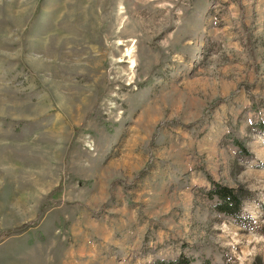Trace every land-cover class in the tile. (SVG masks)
I'll use <instances>...</instances> for the list:
<instances>
[{
  "label": "rangeland",
  "instance_id": "obj_1",
  "mask_svg": "<svg viewBox=\"0 0 264 264\" xmlns=\"http://www.w3.org/2000/svg\"><path fill=\"white\" fill-rule=\"evenodd\" d=\"M180 252L264 263V0H0V264Z\"/></svg>",
  "mask_w": 264,
  "mask_h": 264
},
{
  "label": "trees",
  "instance_id": "obj_2",
  "mask_svg": "<svg viewBox=\"0 0 264 264\" xmlns=\"http://www.w3.org/2000/svg\"><path fill=\"white\" fill-rule=\"evenodd\" d=\"M231 144L237 147L241 156H249V152L245 149L244 141L237 135L232 134L228 136ZM210 185L207 189H202L203 195L212 201V209L218 214L233 218L235 221H241L242 206L245 199L251 197V192L243 186L229 187L220 184V182L210 179ZM194 258L180 252L173 259L157 260L159 264H193ZM254 264H264L260 261Z\"/></svg>",
  "mask_w": 264,
  "mask_h": 264
},
{
  "label": "bare ground",
  "instance_id": "obj_3",
  "mask_svg": "<svg viewBox=\"0 0 264 264\" xmlns=\"http://www.w3.org/2000/svg\"><path fill=\"white\" fill-rule=\"evenodd\" d=\"M127 54L130 55L131 54V51L130 50H127Z\"/></svg>",
  "mask_w": 264,
  "mask_h": 264
}]
</instances>
